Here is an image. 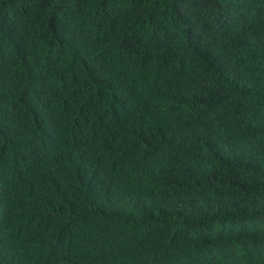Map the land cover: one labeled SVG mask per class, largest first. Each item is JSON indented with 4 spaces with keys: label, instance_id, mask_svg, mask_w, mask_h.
Listing matches in <instances>:
<instances>
[{
    "label": "trees",
    "instance_id": "16d2710c",
    "mask_svg": "<svg viewBox=\"0 0 264 264\" xmlns=\"http://www.w3.org/2000/svg\"><path fill=\"white\" fill-rule=\"evenodd\" d=\"M0 264H264V0H0Z\"/></svg>",
    "mask_w": 264,
    "mask_h": 264
}]
</instances>
